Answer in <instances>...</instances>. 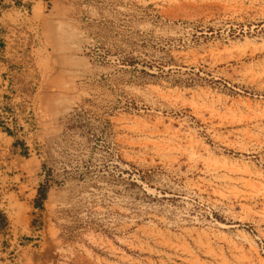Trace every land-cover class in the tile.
<instances>
[{
    "label": "rangeland",
    "instance_id": "rangeland-1",
    "mask_svg": "<svg viewBox=\"0 0 264 264\" xmlns=\"http://www.w3.org/2000/svg\"><path fill=\"white\" fill-rule=\"evenodd\" d=\"M44 3L58 86L7 134L46 199L0 173V264H264V0Z\"/></svg>",
    "mask_w": 264,
    "mask_h": 264
},
{
    "label": "crops",
    "instance_id": "crops-1",
    "mask_svg": "<svg viewBox=\"0 0 264 264\" xmlns=\"http://www.w3.org/2000/svg\"><path fill=\"white\" fill-rule=\"evenodd\" d=\"M57 10V6L44 0H0V103L5 100L11 105L26 104L31 100L39 107L40 95L58 86L57 65L51 67L56 60L55 47L62 37L55 21ZM44 60H49L51 69L42 68ZM5 77L8 81H4ZM0 149L1 157L6 154L8 158L2 162L5 167L0 166L5 182L18 189L31 188L35 196L43 183L39 155H33L35 152L21 138L1 130Z\"/></svg>",
    "mask_w": 264,
    "mask_h": 264
},
{
    "label": "built area",
    "instance_id": "built-area-1",
    "mask_svg": "<svg viewBox=\"0 0 264 264\" xmlns=\"http://www.w3.org/2000/svg\"><path fill=\"white\" fill-rule=\"evenodd\" d=\"M4 81H8V77L4 78ZM8 86V85H7ZM26 113L28 117H34L36 113L35 112V104L31 100H27L26 102ZM16 113V110H13L11 108L10 104L6 103L5 100H3L2 103H0V130L4 133H17V135H20V125L18 124H12L8 123V121H12L14 115ZM27 141L24 139V144H26L27 147ZM29 147V146H28Z\"/></svg>",
    "mask_w": 264,
    "mask_h": 264
},
{
    "label": "trees",
    "instance_id": "trees-1",
    "mask_svg": "<svg viewBox=\"0 0 264 264\" xmlns=\"http://www.w3.org/2000/svg\"><path fill=\"white\" fill-rule=\"evenodd\" d=\"M46 199V190L39 189L38 190V197L36 198L35 206H42L43 201Z\"/></svg>",
    "mask_w": 264,
    "mask_h": 264
}]
</instances>
